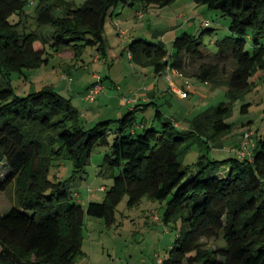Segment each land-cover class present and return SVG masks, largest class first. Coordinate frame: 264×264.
I'll return each mask as SVG.
<instances>
[{
	"label": "trees",
	"instance_id": "obj_1",
	"mask_svg": "<svg viewBox=\"0 0 264 264\" xmlns=\"http://www.w3.org/2000/svg\"><path fill=\"white\" fill-rule=\"evenodd\" d=\"M173 1L37 0L33 15L37 28L54 26L48 40L38 30H27L30 0H0V78L48 63V43L53 51L73 49L77 60L88 47L107 57L106 22L120 5L140 4L146 9ZM193 1L229 18L233 36L217 41L216 55L231 54L236 67L225 82L209 69H202L197 78L226 84L234 101L251 91L256 83L252 78L264 71V0ZM14 14L19 20H11ZM250 29L253 52L247 51L245 39ZM202 36L203 32L197 37L184 30L176 35L171 51L156 41L135 37L129 54L142 66H153L156 73L167 69L185 73L186 56L203 54ZM7 84L0 89V169L8 165L9 170L0 172V191L16 178L25 176V180L16 206L0 211V264H75L83 253L86 217L102 218L112 226L116 207L126 195L130 206L144 197L165 201L164 223L181 222L163 264H264V136L255 134L249 158L237 153L225 159L208 156L232 129L226 121L232 103L220 102L199 113L187 130H180L157 105L156 122L138 131L137 111L154 102L138 103L118 119L87 127L81 123L79 109L52 85L21 96L8 80ZM249 105L244 104L242 111ZM113 123L118 125L116 130L111 128ZM111 133L116 138L104 155L102 169L110 171L113 182L105 187L104 201H91L84 208L72 195L68 180L50 179L49 170L53 161L70 159L75 171L81 172L95 147L109 143ZM195 142L201 154L196 173L186 179L184 160ZM204 237H221L224 245L205 247Z\"/></svg>",
	"mask_w": 264,
	"mask_h": 264
},
{
	"label": "rangeland",
	"instance_id": "obj_2",
	"mask_svg": "<svg viewBox=\"0 0 264 264\" xmlns=\"http://www.w3.org/2000/svg\"><path fill=\"white\" fill-rule=\"evenodd\" d=\"M72 1L82 4L85 0ZM36 3L37 0L26 7L31 15L26 24L27 30H38L44 39L49 40L50 32L54 26L46 25L37 28L33 18ZM140 7V4L134 8L120 5L116 13L121 9L123 10L122 14L117 13L108 17L105 27L107 57H100V60H96L97 48L88 47L78 56L77 60L73 49L62 48L61 51H53L48 43L46 45L51 53L48 54V63L38 67H23L22 71H13L7 78L2 76L0 89L8 86V80L16 94L25 96L30 91H37L45 85H52L79 109L81 123L87 127L105 119H118L124 115L121 111L118 112V102L121 96L132 95L141 83L137 79L144 78L143 73L147 68L136 59L130 58L129 45L132 39L141 37L159 43L158 35H164L165 31L175 23L182 24L190 20L187 24L185 23V30L197 37L203 32L201 38L203 54L198 58L186 56L184 76L192 84L189 96L183 98L172 93L170 97L172 107L166 103L163 105L164 101L160 99L159 103H161L162 109L166 113L171 111L176 115L189 118V122H187L189 125L196 115L211 106H216L220 102L232 103V112L226 118V121L232 124V129L221 138L226 142V145L221 144L225 152L215 155L214 149H210L208 156L210 154L211 158L215 157L214 159L236 156L237 152L233 151L238 149L239 139L245 132H254V136L256 134L257 138L264 136V71L257 73L252 78L256 81L252 90L234 101H231L227 95L226 84L213 85L211 82L205 83L197 78L202 69H209L212 70V75L221 78L223 82L229 78L236 67V61L231 54H227L226 57L216 55L219 50L217 41L227 36H233L229 29V18L222 16L219 11L197 4L193 0H174L168 5L154 6L141 18L135 15ZM181 14H185L184 18L180 17ZM58 15H60V9L57 12ZM11 20H19V15L14 14ZM123 31L125 32L123 33ZM183 31L184 28H179L175 34L165 35H168L167 40H173ZM245 39L247 40V51L253 52L252 29L249 30ZM162 42H165L164 38ZM261 44L264 45V38L261 39ZM169 47L171 51L173 46ZM96 73L102 75V83L106 91L97 95L98 100L92 103V101H85L84 97L89 87L97 81L94 78ZM172 79L176 85H179V88L185 86L186 82H182L180 78L173 76ZM166 80L169 83L167 78ZM167 82L165 83L166 90ZM183 83L184 86H182ZM107 91L110 94L115 93L117 97L106 99ZM247 103L250 104L248 110L242 111L243 105ZM171 108L172 110H170ZM154 111V107H151V112L137 111L136 120L138 119L139 122L143 119L150 120ZM120 113L121 116H119ZM111 128L116 130L118 125L113 123ZM115 138L116 134L111 133L109 143L96 146L81 172H76L77 168L70 159L53 161L48 174L49 178L68 180L72 195L84 208L91 201H104L106 190H101V187L109 188L113 179L110 176V171L102 169L103 158L110 151ZM200 154V145L195 142L184 160L186 179L196 173ZM42 162L43 160L38 164L41 165ZM225 168L222 169L223 172ZM3 169L9 170L8 165ZM4 170L0 169V172ZM24 180L25 176L20 179L16 178L6 190L0 191V211L8 212L16 206L20 196V184ZM165 203V201H154L144 197L139 204L130 206L126 195L116 207V221L110 227L102 218L87 216L83 229V253L75 264H156L159 256L164 259L182 228L181 222L177 225L174 222L164 223L162 216ZM155 215L159 220L154 219ZM201 242L205 247L224 245V240L221 237H204ZM184 264L188 263L185 261Z\"/></svg>",
	"mask_w": 264,
	"mask_h": 264
},
{
	"label": "crops",
	"instance_id": "obj_3",
	"mask_svg": "<svg viewBox=\"0 0 264 264\" xmlns=\"http://www.w3.org/2000/svg\"><path fill=\"white\" fill-rule=\"evenodd\" d=\"M126 6H128V5H126ZM154 6L155 5H151L145 9L143 7V5H141V7L135 13L136 17H140V18L143 17V15H145V13L151 11V9H153ZM122 12H123V10L120 9L117 13L122 14ZM117 13H115V14H117ZM184 16H185V14H181L180 17L184 18ZM189 21H187L185 23L187 24ZM185 23H182V24H176L175 23L174 26L170 27L169 29H167L165 31L164 35H162V34L158 35L157 38L160 41L159 43L162 44L163 46H165L168 50H170L169 46L170 45L173 46L175 38L173 40L172 39L167 40L168 35H165V34H169V33L175 34V32L179 28H184V30H185V26H186ZM202 25H203V23H202ZM124 32L125 31H123V33ZM153 37H155V36L153 35ZM163 38H164L165 42H162ZM170 41H172V42H170ZM129 56H130V54H129ZM130 58H131V56H130ZM97 59L100 60L99 53L96 56V60ZM169 74H171L172 77L175 76V77L180 78L182 80V82L185 81L186 82L185 85L190 82V80L188 78H186V76H184L185 75L184 73L176 74L174 72V70H172V72H170L168 69L164 72L156 73L154 71L153 66H147V68L145 69V73H143L144 78L141 77V78L137 79V81L141 82L140 86L135 91H133L132 95L121 96V98L118 102L119 103L118 112L121 111L124 114V113H126L124 110H126V109L130 110L138 103H142V104L147 103L148 104V103L154 102L155 105H150L149 107L142 105L141 108L139 109V111L141 112L144 110L146 112H151V107L156 108V106L158 105V106H160L161 110L164 112V116L171 119V120H174L175 124L178 126V128L180 130H187L189 128V125L187 123V122H189V118H187L185 116L182 117L181 115H176V113H172L171 111H168L166 113V111H164V109H162L161 103H159V100L161 99L164 101L163 105L166 103L172 107L170 97H171L172 93L177 94V92L173 89L171 82L168 80L169 81V83H168L166 80V78L168 79ZM94 78H96V77L94 76ZM172 81H173V79H172ZM166 82L168 83L167 90H166V85H165ZM173 83L176 85L175 81H173ZM178 86L179 85H176V87H178ZM182 86H184V83L182 84ZM103 90L100 93H98L97 95L105 93L106 89H105L104 85H103ZM97 95H96L95 100L92 101V103H95V101L98 100ZM85 97H86V95H85ZM85 97H84V99H85ZM106 97H105L106 99H111V98H116L117 96L115 95V93L110 94V92L107 91ZM85 101H87V100L85 99ZM170 110H172V108ZM119 116H121V113ZM137 122L139 123V125L136 127L138 131L143 129V125L146 124V126H149L151 123L156 122L155 121V111L151 114L150 120L145 121L143 119L139 122V120L137 119ZM241 139H242V137H240V139H239L238 148H239V145L241 143ZM223 143H224V145H226V142L222 141V140L216 142L215 145H213V149H214L213 152L215 155H219L222 152H225L224 147H222V145H221ZM233 152L236 153V151H233Z\"/></svg>",
	"mask_w": 264,
	"mask_h": 264
},
{
	"label": "built area",
	"instance_id": "obj_4",
	"mask_svg": "<svg viewBox=\"0 0 264 264\" xmlns=\"http://www.w3.org/2000/svg\"><path fill=\"white\" fill-rule=\"evenodd\" d=\"M32 3L35 0H30ZM207 23V22H206ZM174 72L176 74H180L177 70H174ZM95 77L97 79V81L93 84V86H91L86 94L85 99L87 101H94L96 98V95L98 93H100L103 90V84L101 81V75L99 74H95ZM168 80L171 82V85L173 87V89L177 92V94L180 97L183 98H187L189 96V89L191 87L190 83H187L184 87L179 88L176 87V85L173 83L172 81V76L171 74L168 75ZM255 138H254V132H245L242 136V140L240 143L239 148L236 150L237 154L241 157V158H249L252 156V149L255 146ZM101 190H105V186L101 187ZM155 220H159L158 216L155 215L154 216ZM156 264H163V259L159 256L156 260Z\"/></svg>",
	"mask_w": 264,
	"mask_h": 264
}]
</instances>
